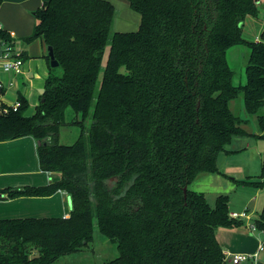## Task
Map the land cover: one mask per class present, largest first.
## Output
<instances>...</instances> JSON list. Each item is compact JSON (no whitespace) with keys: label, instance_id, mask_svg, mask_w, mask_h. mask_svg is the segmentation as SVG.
<instances>
[{"label":"trees","instance_id":"obj_1","mask_svg":"<svg viewBox=\"0 0 264 264\" xmlns=\"http://www.w3.org/2000/svg\"><path fill=\"white\" fill-rule=\"evenodd\" d=\"M260 1L129 0L141 16L134 32L114 30L109 0L42 5L24 41L52 47L59 67L46 57L50 73L32 114L21 95L19 109L10 110L0 90V144L34 140L42 171L60 175L0 201L65 191L72 210L69 217H1L0 264H55L92 242L94 220L119 250L106 264H230L217 233L242 220L230 217L227 195L213 207L193 184L219 172L220 152L247 133L230 108L240 94L264 137V31L260 41L243 35ZM0 41L13 43L1 26ZM235 46L249 50L245 85L234 83L228 62ZM70 111L81 116L74 122L81 133L65 145L59 135ZM239 182L264 188V152L261 174ZM254 224L264 235V209Z\"/></svg>","mask_w":264,"mask_h":264},{"label":"rangeland","instance_id":"obj_2","mask_svg":"<svg viewBox=\"0 0 264 264\" xmlns=\"http://www.w3.org/2000/svg\"><path fill=\"white\" fill-rule=\"evenodd\" d=\"M116 10L115 21L121 23L123 27L132 23V15L134 10L130 9L129 0H109ZM260 14L258 17H248L244 23L243 35L244 38L256 41L257 37L261 36L264 31V0L258 3ZM129 9V10H128ZM2 6H0V14ZM31 11L27 20L17 18V21L11 23L13 28L18 30L22 36H30L33 32V27L37 22L35 12ZM139 28V25L138 27ZM114 30L118 31L114 26ZM31 33H28V32ZM21 32V33H20ZM122 32V31H118ZM21 37V36H20ZM18 37V38H20ZM16 53L28 52L30 56L42 57L47 51L46 45L40 41L27 43L24 40H17L15 46ZM109 47L104 56V63L107 60ZM227 58L230 67L235 72L234 83L236 85H245L246 67L249 60V50L244 46H235L227 53ZM61 73V70L58 69ZM31 100V99H30ZM230 108L234 114L246 121L243 128L247 131L246 134H236L226 149L221 151L218 160V171L214 174L201 178V180L193 184V188L205 194L208 203L211 206H216L217 199L220 195L229 197V211L241 213L246 208L253 211L255 219L261 214L264 209V188L242 185L239 181L247 179H256L262 172V155L264 152V137L261 130L257 114H250L245 106L243 94H240L237 99L230 103ZM34 109L28 110V114H32ZM260 113H264V108ZM72 111L69 112L66 118V125L61 128L59 142L65 145L73 144L81 133V127L74 123L76 118L79 120L81 116L74 117ZM88 129L91 124V119L85 123ZM42 170L39 163L38 151L30 145L16 147L10 150L0 151V185L1 188L13 186L17 188L20 184L21 177L29 174L37 173ZM46 175L57 176L56 172H45ZM15 176V177H14ZM11 188L1 189V194H6ZM65 192V191H63ZM64 213L69 214L70 209L67 201L68 194H64ZM43 203V202H42ZM5 204L0 202V218L5 216H45L59 215L62 207H54V205L41 204L38 201L23 200L17 202L12 207H2ZM8 205V204H6ZM8 212H5V211ZM56 212V213H54ZM4 215V216H3ZM252 221L242 220L239 225L232 227H221L218 230V238L221 245L229 249L230 254L243 253L252 254L260 245L264 243V235L258 228L255 231L251 230L254 224ZM263 255V258H262ZM261 258L256 263L254 260H248L241 264H264V252ZM119 256L117 245L106 238L99 230L97 221L94 220L93 240L81 251L62 255L55 264H106Z\"/></svg>","mask_w":264,"mask_h":264},{"label":"crops","instance_id":"obj_3","mask_svg":"<svg viewBox=\"0 0 264 264\" xmlns=\"http://www.w3.org/2000/svg\"><path fill=\"white\" fill-rule=\"evenodd\" d=\"M47 1L48 0H3V2L0 4V6H2V11L0 14V26L5 32H7L11 36L15 46L17 40H24V38L28 36H22V35H26L25 32L24 34H19L18 30L16 28H13L11 24L14 23L12 18L14 19V21H17L18 17L21 18L22 20H27L31 11H34L35 9H37L38 11L42 7V5ZM130 9L132 10V8ZM132 17H133L132 23L127 24L128 26L123 27V25L121 23H117V21L114 22V26L117 28L118 31H122V32L137 31L139 29L137 27L138 25L140 26L141 23V16L139 13L135 12L134 15H132ZM34 27H33V31H34ZM28 33L31 32L29 31ZM38 41L44 44L41 40ZM22 53L25 64H24V72L21 76L16 77L13 74L4 73L0 70V82H2L4 86H9L11 82L14 84L12 87H9L5 91V94L2 97V99L7 106H11L17 101H19V96L21 95L28 101L30 105V109L33 108L35 110V107L40 103V99L44 93L45 81L50 73L49 64L46 58L48 56V49L42 55V57H33L30 56L28 52H24V51H22ZM27 145H30L32 148L34 146L35 149H37V142H35L32 139H26L23 141L13 142L10 144H0V151L10 150L16 147H23ZM56 174L58 175L53 176L54 173H51L50 176H48L44 171L39 170L37 171V173H33V174H29L28 176L21 177L20 184L18 185L17 188H14L13 186H8V187L6 186L4 188H1L2 186L0 185V190L5 188L20 189L26 186H44L49 184L51 181H54L56 178H58L60 174L59 173ZM64 194L65 192L59 191L56 194L45 198H32V199L10 200L6 202H1V201L0 202L2 204H5L2 207H7V208L12 207L17 202L23 200L38 201L39 203L44 205L48 204V205H54V207H58V206L62 207V211L60 212L59 215L11 216V217H69L70 212L72 210V201L70 196L68 195L67 201L70 212L69 214L64 213L63 212L64 201L66 200ZM0 195L2 194L0 193ZM245 211H248L249 216L251 218V220L247 219V221H252L253 219L255 221L256 213H253V211L250 212V208H246ZM217 238H218V233H217ZM218 241L220 243L219 238ZM221 246L225 253H229V249L225 248L223 245Z\"/></svg>","mask_w":264,"mask_h":264},{"label":"built area","instance_id":"obj_4","mask_svg":"<svg viewBox=\"0 0 264 264\" xmlns=\"http://www.w3.org/2000/svg\"><path fill=\"white\" fill-rule=\"evenodd\" d=\"M256 41H260V37L256 38ZM22 52L16 53L14 43L10 41H0V70L4 73L13 74L16 77H19L24 72V58L22 56ZM14 84L11 82L9 86H4L2 82H0V90L6 91L9 87H12ZM21 103L17 101L11 106H8L10 110L17 111L20 107ZM5 111H8L6 109ZM230 217L232 219L237 220H251L248 211H244L241 213L230 212ZM252 231H255L257 227L253 224L251 227ZM264 252V243L259 246V248L252 254H230L225 253L226 258L230 264H241L242 262H247L248 260H254L256 263L261 258L262 253Z\"/></svg>","mask_w":264,"mask_h":264},{"label":"water","instance_id":"obj_5","mask_svg":"<svg viewBox=\"0 0 264 264\" xmlns=\"http://www.w3.org/2000/svg\"><path fill=\"white\" fill-rule=\"evenodd\" d=\"M48 55L50 57V66L52 68H57L59 67V62L55 59V56H54V52H53V49L52 47H48ZM43 101V99H42ZM184 192H185V196H186V193H187V187L184 188Z\"/></svg>","mask_w":264,"mask_h":264}]
</instances>
